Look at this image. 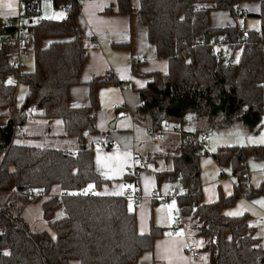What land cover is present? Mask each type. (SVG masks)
<instances>
[{"label": "trees", "instance_id": "16d2710c", "mask_svg": "<svg viewBox=\"0 0 264 264\" xmlns=\"http://www.w3.org/2000/svg\"><path fill=\"white\" fill-rule=\"evenodd\" d=\"M80 1L51 0L53 9L49 5L44 9L49 13L62 9V18H47L42 12L39 19H33L35 22H26L25 52L33 57L30 72L22 71L21 64L17 77V45H0V109L9 113L6 122L0 124V227L4 228L0 234V264H130L152 246L153 229L137 231L135 214L127 208L122 189L118 195L81 192L88 184L96 187L100 183L86 138L97 131L98 90L113 78L109 73L93 77L87 83L88 104H70L68 90L81 81L87 56L84 38L75 23ZM244 1L259 4L258 30L242 28L239 22L226 27L210 24L213 9L227 8L235 18L242 16L240 4ZM59 3L66 6L61 8ZM116 4L121 13L131 10V0H116ZM137 12L156 55L167 59L168 68L166 73H150L152 79L138 90L140 103L133 113L136 121L157 127L166 119L180 121L191 115L197 126L206 123L195 132L234 123H241L248 131L264 130V0H140ZM5 29L0 25V33ZM219 35L228 48L240 50L238 61L227 63L222 57L215 58L217 53H224L211 47ZM42 36L53 40L41 47ZM10 78L27 84L20 109L15 107V85L13 81L8 83ZM28 116L48 122L60 119L61 131L75 144V150L21 143L18 139L26 132H16L12 139L14 121L23 128ZM183 139L164 154L172 159L167 175L181 188L176 198H183L173 222L180 216L178 229H184L183 219L189 218L190 230L203 240L201 247L208 253L210 264H264V245L246 216L223 212L240 194H264V180L252 187L246 166L249 155L263 158L264 144L224 146L213 152L211 156L219 166L230 165L234 190L205 202L199 154L208 144L201 147ZM26 189L58 193L41 205L50 232L33 231L20 217L27 204L40 199V195L29 197ZM58 208L63 216L55 218ZM5 250L9 255L3 254Z\"/></svg>", "mask_w": 264, "mask_h": 264}, {"label": "crops", "instance_id": "0c3cea01", "mask_svg": "<svg viewBox=\"0 0 264 264\" xmlns=\"http://www.w3.org/2000/svg\"><path fill=\"white\" fill-rule=\"evenodd\" d=\"M20 1L0 0L1 26H5L7 18L13 16L8 14L9 9L5 5L11 2L16 12ZM67 2L69 3V0ZM139 3L140 0H131L130 12L121 13L117 10L116 0H81L75 17V23L86 44L87 56L81 69V81L68 90L70 104L72 106L88 104L87 83L93 77H105L109 73L111 75L109 77L113 78L111 82L104 84L98 90L99 106L95 116L97 131L86 138V144L92 147V168L100 178V183L89 191H97L101 195H118L121 194L120 185L130 183L137 192V200L125 197L126 206L128 208L131 202L137 231L146 233L153 229L154 236L151 248L143 250L136 261L130 264H210L208 253L201 246L197 257L187 255V244L199 245L197 239L201 238L193 235L186 218L183 219L184 229H177L175 233L170 229L183 198L160 200L157 197L168 195L172 187L179 186L178 181L167 175V172L169 173L172 169V159L164 154L168 153L177 141L184 139L180 133L172 131L171 127L180 126L184 130L195 131L197 127L205 128L206 123L202 122L205 124L197 126L198 122H195L190 115L180 121L166 119L161 126L151 127L136 121L133 117L134 110L140 103L138 90L145 87L152 79L150 73H166L168 68L167 59L156 55L154 43L147 36L146 26L137 12ZM240 7L246 15L256 16L259 10L257 1H244ZM32 21L34 20L31 19ZM209 22L216 27H226L237 23V18L231 14L229 9L220 8L210 11ZM52 40V37L42 36L40 38L41 47H46ZM93 42L97 45L91 46ZM262 52L264 57V43ZM33 121L32 116H28L27 123L34 124L36 127L37 123ZM52 122L54 121L47 122L50 125L47 126L49 130H46L44 123H41L39 128L41 133L44 135L56 133L59 139L65 140L62 148L74 151L76 146L69 137L62 133L61 124L54 125ZM185 122H187L186 125ZM189 123L194 124L193 127H189ZM111 124L113 127H110ZM165 125L169 127L164 132L162 128ZM52 126L57 128L56 132L53 131ZM106 137L110 140L106 141ZM125 151L130 153L127 160L123 157ZM97 155L101 157V165L96 162ZM259 160L257 163L253 159L246 161L249 183L252 187H258L264 180V156ZM105 161L109 165L120 164L121 170L113 175L110 168L103 166ZM220 167L212 156L210 161L200 157V181H206L208 173L212 176L217 173L221 174ZM225 176L232 184V192H229L232 194L233 178L231 174ZM84 189H81L82 193ZM229 193L227 194L230 195ZM45 195L47 197L27 204L21 212V215L24 212L25 214L39 212L37 221L34 222L31 216H26L28 226L33 231L46 229L50 232L43 218L41 205L43 200L57 196L58 193ZM214 199L203 200L211 202ZM173 202L175 206L169 207ZM223 212L224 214L239 213L231 216L245 215L247 223L256 229V233L261 238V244L264 245V225H262V222L264 224V194L252 196L240 194L235 204L230 208L226 207ZM54 216L55 218L62 217V209H56Z\"/></svg>", "mask_w": 264, "mask_h": 264}, {"label": "rangeland", "instance_id": "374dc122", "mask_svg": "<svg viewBox=\"0 0 264 264\" xmlns=\"http://www.w3.org/2000/svg\"><path fill=\"white\" fill-rule=\"evenodd\" d=\"M60 13L64 14V11L62 9H55L53 10L52 13H49L47 8L43 10L44 16L47 18H52V19H56L53 17H56ZM237 22H239V25L245 29L258 30L260 27V19L258 18V16H254V15H246L244 19L238 16ZM239 51H240L239 49H236L233 52V55L237 57L236 54L239 53ZM223 52H226L225 47H223ZM263 60H264V57H263ZM21 61L23 64L22 71L30 72L33 67V57L29 51L28 52L26 51L22 55ZM10 79L11 81H13L15 85V107L17 109H20V107L22 106V103L24 102L25 95L27 93V84L24 81H19L17 78H10ZM13 115H14V112L11 113L12 118H13ZM8 116H9V113L5 109L3 108L0 109V124L5 123ZM32 118L34 120L33 123H37L36 127L34 124L27 123V119H26L23 125L24 126L23 130L24 132H26V134L21 135V137L18 140L21 143H25V144H32V145L42 144L46 146L62 148V143L65 140H63L62 138L59 139L56 133H53L52 135H49V134L44 135L39 130V128L41 127V123H44V128H47L46 130H49V128L47 127V126H50L47 124L48 120L42 117L37 118V116H32ZM53 121L54 122L52 123L54 125H57L58 123L56 122L60 121V119H55ZM186 123L187 122H185L184 124L186 125ZM193 125L194 124L192 125L190 123L188 124L189 127H193ZM52 129L55 132L57 130L55 126H52ZM262 133H264V130L262 128H259L255 131H248L241 123H234L228 127L221 128V129L212 128L209 131L210 142L205 147V149L203 148L201 149L199 160L201 157V159H207L208 161H210L211 159L210 154L215 152L218 148L224 147V146H250V145L264 144V142H261V140L264 139V137H262L261 135ZM250 159H253V161H255L256 163L257 161L258 162L260 161L259 158H253V156L251 155L247 157L246 161H250ZM248 163H251V162H248ZM219 170L222 171L221 174L218 175L217 173L214 176H212L210 173H208L207 180L200 181L201 189H202V196L204 200L214 199V198L216 199L219 193H221L222 195H228L227 193L232 192V184L230 183V180L226 178L227 176H225L226 174L227 175L231 174L230 165L223 164L219 168ZM2 195L4 196L5 194H2ZM43 197H47V196L46 195L42 196V199ZM1 200L2 198L0 199V201ZM235 202L231 206H229V208L232 207L235 204ZM27 215L31 216L34 222V221H37V215H39V212L34 211L28 214L27 213L25 214L24 212V214L22 215L20 214V217L26 223H27L26 221ZM262 216H263V213H262ZM187 221L188 222L190 221L189 218H187ZM262 225H264L263 222H262ZM197 242L200 246H202L203 243L201 242H203V240L197 239ZM203 255H206V254H203Z\"/></svg>", "mask_w": 264, "mask_h": 264}, {"label": "built area", "instance_id": "2783aa9c", "mask_svg": "<svg viewBox=\"0 0 264 264\" xmlns=\"http://www.w3.org/2000/svg\"><path fill=\"white\" fill-rule=\"evenodd\" d=\"M78 2V0H76ZM45 5H49L50 9H53V5L51 3V0H21L20 4L18 6L17 11L15 12V15L10 16L7 18V21L5 23L6 32L0 33V45L4 43H15L17 45V60L14 62L15 65L18 67L17 77L20 74V68H21V60L19 59L20 54L25 52V38H26V24L25 21H31V19H39L41 17V14L44 10ZM65 3H59V7L63 8L65 7ZM243 18L245 15H242ZM223 36L219 35L215 37V39L212 41L211 47L215 51H221L222 47L225 46L226 52L224 53H217L215 55L216 59L223 58L227 63H234L237 59L233 55V52L237 49L236 47H227V44L222 40ZM92 46H95L96 43H91ZM13 119L15 120V114L13 115ZM169 125H165L162 130L166 131L168 130ZM171 127V126H170ZM171 130L177 133H180L183 137H185L187 140L192 141L194 143H197L201 147H205L208 142L210 141V134L207 131H187L182 129L180 126H172ZM24 132L22 126L17 125L14 121V127H13V134L12 139L15 136V133ZM126 187L122 188V194L125 197H130L135 200L138 199V194L135 192V190L132 187ZM181 191V188L179 186L172 187L168 195H158L157 197L160 200H166L171 198H176ZM91 192V191H88ZM25 193L31 197L34 198L36 195H40V198L42 196H45L44 193H41V191H35L32 192L29 189L25 190ZM84 193V192H83ZM264 221V218H263ZM181 222L180 216L176 218V220L171 224V230L173 233H175L178 229V225ZM4 231L3 228L0 227V234H2ZM198 245L196 243H188L186 247V253L189 257H197L198 256Z\"/></svg>", "mask_w": 264, "mask_h": 264}, {"label": "snow or ice", "instance_id": "6c2138e0", "mask_svg": "<svg viewBox=\"0 0 264 264\" xmlns=\"http://www.w3.org/2000/svg\"><path fill=\"white\" fill-rule=\"evenodd\" d=\"M5 7H6L7 9H9V12H8L9 15H15V9L13 8V5H12L11 2L7 3V4L5 5ZM62 16H63V13H60V14H58L56 17H53V18L59 19V18L62 17ZM181 19H183V17H181ZM33 22H35V21H33ZM25 23H26V21H25ZM236 55H237V61H238V60H239V53H237ZM8 83H12L11 79H9ZM190 118H191V117H189V119H190ZM56 123L59 124V123H61V122H60V121H57ZM262 123H264V121H262ZM85 135H87V133H85ZM261 135H262V137H264V133H262ZM250 139H251V138H250ZM18 142H19V141H17V143H18ZM261 142H264V139H262ZM213 150H214V149H213ZM129 156H130V153H129V152L125 151V152L123 153V157H124L125 160H127V158H128ZM117 159L119 160V157H117ZM96 162H97L98 165H101V164H102V160H101V157H100L99 155H97V157H96ZM135 162H136V163H139V161H135ZM103 166H104V167H107V168H110V170L113 171V175H115L116 172L120 171V170H121V167H122L120 164L109 165L106 161L103 162ZM149 167H151V165H149ZM109 178H111V177H109ZM93 187H94L93 184H88L87 188L84 189L83 192H84V193H87L89 190L93 189ZM120 187H121V188H126V187H131V185H124V184H121ZM33 191H38V190H37V189H33ZM174 206H175V202H173V204L170 205L169 207H174ZM128 209H129V211H132V204H131V202H129ZM238 214H239V213H235V212H228V213H225V215H230V216H231V215H238ZM52 239H53V240L56 239L55 235L52 236ZM229 239H231V237H229ZM3 254H4L5 256L9 255V253H8L7 250H5Z\"/></svg>", "mask_w": 264, "mask_h": 264}, {"label": "water", "instance_id": "95a60500", "mask_svg": "<svg viewBox=\"0 0 264 264\" xmlns=\"http://www.w3.org/2000/svg\"><path fill=\"white\" fill-rule=\"evenodd\" d=\"M113 125H114V123H113ZM113 125L111 124L110 125V127L112 126L113 127ZM110 139L108 138V137H106V141H109Z\"/></svg>", "mask_w": 264, "mask_h": 264}]
</instances>
